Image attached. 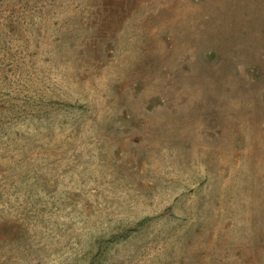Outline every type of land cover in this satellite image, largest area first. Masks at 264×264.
<instances>
[{
    "label": "rangeland",
    "instance_id": "1",
    "mask_svg": "<svg viewBox=\"0 0 264 264\" xmlns=\"http://www.w3.org/2000/svg\"><path fill=\"white\" fill-rule=\"evenodd\" d=\"M0 264H264V0H0Z\"/></svg>",
    "mask_w": 264,
    "mask_h": 264
}]
</instances>
